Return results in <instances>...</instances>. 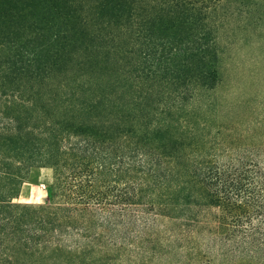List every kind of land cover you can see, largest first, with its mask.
<instances>
[{
    "label": "trees",
    "instance_id": "obj_1",
    "mask_svg": "<svg viewBox=\"0 0 264 264\" xmlns=\"http://www.w3.org/2000/svg\"><path fill=\"white\" fill-rule=\"evenodd\" d=\"M225 1L0 0V264H119L106 237L202 206L264 249V114L185 123ZM40 168L48 203H14Z\"/></svg>",
    "mask_w": 264,
    "mask_h": 264
},
{
    "label": "rangeland",
    "instance_id": "obj_2",
    "mask_svg": "<svg viewBox=\"0 0 264 264\" xmlns=\"http://www.w3.org/2000/svg\"><path fill=\"white\" fill-rule=\"evenodd\" d=\"M239 3L226 0L212 15L216 24L219 84L212 92L194 98L187 105L188 128L208 118L200 111L206 106H216L222 114L227 111L246 114L249 120L257 119L256 113L264 114V12L246 2ZM221 120L226 122L224 118ZM39 175L42 184L34 186ZM52 177L51 168L32 170L21 185H26L24 193L14 203L32 207L46 205ZM39 196V202L29 201ZM186 214L175 220L155 216L149 231H144L149 238L143 234L138 236V227H135L130 234L119 231L106 237L104 247L111 249V241L120 246L121 242L124 244L117 259L119 264H264V249L257 242L241 241V235L234 240L232 231L226 228L216 230V208L202 206ZM178 222L187 226L182 227Z\"/></svg>",
    "mask_w": 264,
    "mask_h": 264
},
{
    "label": "crops",
    "instance_id": "obj_3",
    "mask_svg": "<svg viewBox=\"0 0 264 264\" xmlns=\"http://www.w3.org/2000/svg\"><path fill=\"white\" fill-rule=\"evenodd\" d=\"M46 175H48V174H46ZM40 178H42V176L39 175L38 182H37L36 184H33L34 186H38V185L42 184ZM46 181H48V178H46ZM25 187H26V185H25V186L23 185V186L21 187V190H20V193H19V197H20V195H21L22 193H24V191H25ZM26 197H28V196H26ZM40 198H41V196H39L38 198H30L29 201H32V202H34V201H35V202H39V201H40Z\"/></svg>",
    "mask_w": 264,
    "mask_h": 264
}]
</instances>
